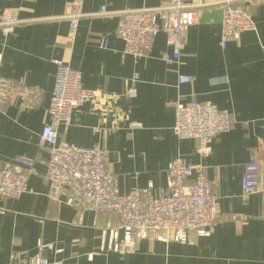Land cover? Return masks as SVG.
<instances>
[{"label":"crops","instance_id":"1","mask_svg":"<svg viewBox=\"0 0 264 264\" xmlns=\"http://www.w3.org/2000/svg\"><path fill=\"white\" fill-rule=\"evenodd\" d=\"M70 0H0V12L21 20L13 34L0 30L1 73L26 84L39 86L41 103L26 110L17 102L0 109V166L14 156L34 160L45 169L47 151L36 144L48 122L46 107L51 97L55 65L63 60L78 69L82 85L102 99L76 108L69 127L59 126L58 140L81 146L98 144L107 149L108 170L115 177L116 191L152 184L153 192L166 187V168L180 156L202 167L217 193L218 218L210 235L189 233L187 243L139 240L135 252L119 255L96 251L100 242L98 216L48 196L49 185L32 176L18 198L0 196V264H11L15 253L32 254L36 242L53 243L45 250L51 260L63 264H264V202L259 192L243 196L240 185L245 162L256 159L264 184V0H250L249 12L256 29L244 31L226 46L219 44L221 5L204 0L197 23L184 34L178 61L165 62L170 52L163 33L153 38L143 57L122 53L123 41L116 35L115 17L84 16L72 41L63 16ZM160 0H85L83 9L92 13L105 5L108 10L143 9ZM106 36L108 47L99 46ZM138 78L132 81L133 74ZM191 80L178 83L182 75ZM134 88L133 98H108ZM210 101L229 111L231 126L217 134L211 151L201 156L195 138L177 139L172 132L173 102ZM138 123L134 128L128 124Z\"/></svg>","mask_w":264,"mask_h":264},{"label":"built area","instance_id":"2","mask_svg":"<svg viewBox=\"0 0 264 264\" xmlns=\"http://www.w3.org/2000/svg\"><path fill=\"white\" fill-rule=\"evenodd\" d=\"M85 0H70L66 13L61 16L68 22L69 39L73 40L78 23L84 16H105L117 19L116 35L123 41L122 53L132 57L146 56L153 44V38L163 33L170 52H162L165 62L178 61L183 48L186 30L197 23L198 10L204 0H160L156 6L143 9L108 10L105 5L97 12L88 13L83 9ZM250 0H217L221 5V28L219 44L226 46L237 40L244 31L256 29L249 12ZM6 11L0 12V30L13 34L20 22ZM99 46L108 47L104 34L98 36ZM2 52L0 53V109L17 102L22 108H36L42 100L39 86L26 84L22 79L7 77L1 73ZM54 81L51 97L46 107L49 120L42 126L37 146L47 151L45 169L38 171L34 160L25 156H14L4 160L0 166V196L18 198L27 190V182L32 176L40 175L49 185L48 196L55 200L64 194L62 202L77 209L79 217L85 211H93L98 216L92 225L98 228L99 246L86 255L108 251L119 255L135 252L139 240H158L165 243H187L189 233L197 236L210 235L218 218L217 193L202 167L186 162L177 156L170 160L166 168V187L162 192H153L152 184L132 188L128 192L116 191L115 177L107 166V149L98 144L81 146L58 140V128L69 127L74 110L85 102L93 107L103 96L82 85L78 69L63 60L52 59ZM135 72L132 81L137 80ZM189 75H182L178 83L189 82ZM134 88L119 94H107L108 98H133ZM172 132L177 139L195 138L197 152L204 156L211 151L213 138L231 126L228 110L218 108L210 101L191 100L173 102ZM129 128L138 123L130 122ZM240 185L242 195L259 192L264 202V184L259 162L254 159L244 163ZM32 254L15 253L11 264H63L62 260H51L45 250L54 249L53 243L39 239Z\"/></svg>","mask_w":264,"mask_h":264}]
</instances>
